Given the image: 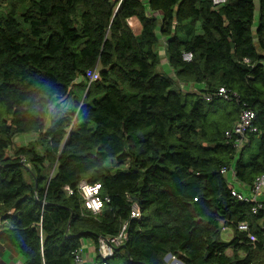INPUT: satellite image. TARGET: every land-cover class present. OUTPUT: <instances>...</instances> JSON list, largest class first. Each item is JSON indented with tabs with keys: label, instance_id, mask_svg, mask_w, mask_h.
Listing matches in <instances>:
<instances>
[{
	"label": "trees",
	"instance_id": "16d2710c",
	"mask_svg": "<svg viewBox=\"0 0 264 264\" xmlns=\"http://www.w3.org/2000/svg\"><path fill=\"white\" fill-rule=\"evenodd\" d=\"M243 107L256 130L237 150L226 131ZM22 135L32 136L16 142ZM230 166L246 189L264 169V0L0 9V241L25 264H75L86 240L98 245L124 222L128 240L109 264H167L169 253L184 264H264V207L232 194L236 181L221 172ZM83 179L109 197L99 213L84 206Z\"/></svg>",
	"mask_w": 264,
	"mask_h": 264
},
{
	"label": "built area",
	"instance_id": "2783aa9c",
	"mask_svg": "<svg viewBox=\"0 0 264 264\" xmlns=\"http://www.w3.org/2000/svg\"><path fill=\"white\" fill-rule=\"evenodd\" d=\"M217 6L222 5L226 0H212ZM193 54L191 51L183 52V58L185 60H191ZM96 77V74H90V80ZM188 87H183L182 89H187ZM190 88L193 85L190 84ZM219 93L228 97L227 90L224 87L219 88ZM209 99V96H207ZM255 118V113L251 108L243 107L240 112L239 120L235 125L226 131L228 138L233 139L234 146L236 149H240L247 141L248 131H255L256 128L253 126V119ZM221 172L229 176V180L234 182L235 180V170L233 166L223 167ZM70 193L73 191L69 186L65 187ZM101 183L94 182L91 183L87 179L81 180L79 183V190L82 194L84 206L89 209L92 213H99L105 205L106 201H109V197L101 194ZM232 194L236 196L240 201H251L254 203L253 212H257L259 209L264 207V169L256 176L251 187L237 189L235 186L232 187ZM131 215L138 217L140 211L137 205H133ZM128 222H124L121 225L120 230L115 235H110L106 237H101L99 239L98 245H96V258L92 260L91 264H109V259L114 256L116 249L128 240ZM238 228L241 230H247L248 223L240 222ZM264 246V244H263ZM167 263L169 264H181L180 259L174 255H166L165 257ZM13 264H25L21 259L15 260ZM75 264H85V259L82 253V247L75 253Z\"/></svg>",
	"mask_w": 264,
	"mask_h": 264
},
{
	"label": "crops",
	"instance_id": "0c3cea01",
	"mask_svg": "<svg viewBox=\"0 0 264 264\" xmlns=\"http://www.w3.org/2000/svg\"><path fill=\"white\" fill-rule=\"evenodd\" d=\"M163 62H164L163 64H165L164 65L165 68H167V66H169L167 60L165 59ZM31 136L32 135L20 136L21 142H27L31 138ZM234 181H236V180H234ZM235 187L237 189L246 188L243 183L240 184L238 181H236ZM1 226H2V223L0 221V228H1ZM225 229H227V228H225ZM232 236H233V231H232ZM82 253H83V256L85 259V264H91L92 260H94L96 258V245H95V243H93L92 241L86 240L82 246ZM227 254L232 255L233 250L231 248H229L227 250ZM238 254H239V256H244L245 252L241 250V251H239ZM18 259H19L18 254L10 246H8L7 244L0 241V264H13L14 261L18 260Z\"/></svg>",
	"mask_w": 264,
	"mask_h": 264
},
{
	"label": "rangeland",
	"instance_id": "374dc122",
	"mask_svg": "<svg viewBox=\"0 0 264 264\" xmlns=\"http://www.w3.org/2000/svg\"><path fill=\"white\" fill-rule=\"evenodd\" d=\"M9 7V0H0V9L2 8V10H6L7 8ZM129 23L130 25L135 28V27H139V23L134 19V18H130L129 19ZM201 30L199 29L198 32H200ZM162 55L163 57H165V53H164V50H162ZM167 65V64H166ZM165 72L168 73V74H173V71L171 70V68L169 66H167V68H165ZM94 72V71H92ZM178 82V81H177ZM80 83L84 84L85 81L84 80H81ZM82 84H79V85H82ZM79 85H75L73 86V91L76 92L78 95L81 96L82 94V91H83V88H84V85L82 86H79ZM72 100L68 101L67 104L69 102H71ZM18 139L20 140L21 137L17 138L16 139V142H19ZM108 166L112 169H114L115 167H117V162L115 160H111L108 162ZM221 236H222V239L225 240V241H228L232 238V230L230 228H227V229H223L222 230V233H221ZM170 263V262H169ZM167 263V264H169Z\"/></svg>",
	"mask_w": 264,
	"mask_h": 264
},
{
	"label": "water",
	"instance_id": "95a60500",
	"mask_svg": "<svg viewBox=\"0 0 264 264\" xmlns=\"http://www.w3.org/2000/svg\"><path fill=\"white\" fill-rule=\"evenodd\" d=\"M168 255H171V253H169ZM180 263H181V264H184L181 260H180Z\"/></svg>",
	"mask_w": 264,
	"mask_h": 264
}]
</instances>
